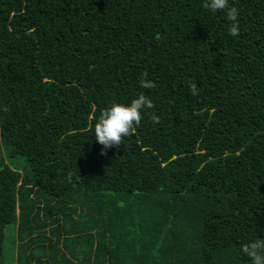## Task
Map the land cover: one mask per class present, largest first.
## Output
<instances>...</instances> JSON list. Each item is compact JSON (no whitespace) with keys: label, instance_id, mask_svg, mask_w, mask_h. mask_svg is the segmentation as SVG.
Instances as JSON below:
<instances>
[{"label":"trees","instance_id":"16d2710c","mask_svg":"<svg viewBox=\"0 0 264 264\" xmlns=\"http://www.w3.org/2000/svg\"><path fill=\"white\" fill-rule=\"evenodd\" d=\"M204 3L0 0V264H252L264 0H229L236 37ZM140 93L154 107L102 155L101 111Z\"/></svg>","mask_w":264,"mask_h":264},{"label":"clouds","instance_id":"9594fccd","mask_svg":"<svg viewBox=\"0 0 264 264\" xmlns=\"http://www.w3.org/2000/svg\"><path fill=\"white\" fill-rule=\"evenodd\" d=\"M203 7L212 12L225 11L227 18L232 21L229 34L233 37L239 35V11L236 7H229V0H205ZM140 86L144 89H153L156 84L146 79L147 73L142 74ZM190 91L197 94L195 83H190ZM152 100L144 93H140L130 104L114 103L109 108L101 111V114L94 125L95 140L103 146L101 154H106L104 150L123 143L125 137L133 135L139 127L142 116L141 112L145 108H153ZM152 120L160 122V117L153 113ZM241 251L252 261V264H264V239H255L244 244Z\"/></svg>","mask_w":264,"mask_h":264}]
</instances>
